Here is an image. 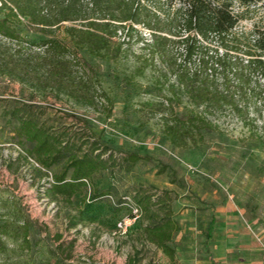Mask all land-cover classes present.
<instances>
[{
	"label": "rangeland",
	"instance_id": "obj_1",
	"mask_svg": "<svg viewBox=\"0 0 264 264\" xmlns=\"http://www.w3.org/2000/svg\"><path fill=\"white\" fill-rule=\"evenodd\" d=\"M158 1L165 16L181 6ZM232 11L244 16L236 32L264 31V0H234ZM13 26L24 49L1 42L0 223L27 222L29 247L5 238L0 264H169L146 241V219L133 200L146 193L156 201L165 192L179 226L169 243L178 264H264V105L248 101L246 124L229 108L210 109L203 118L212 128L199 133L193 127L187 145L176 147L165 123L197 112L178 93V47L169 58H152L142 41L150 37L139 26L130 37L126 31L111 37L109 54L99 58L76 52L64 33L66 27L84 28L82 21L51 33L22 18ZM50 38L71 50L74 83H66V91L81 96L89 90L94 105L78 104L63 92L36 91L2 73ZM250 80L251 90L264 84L257 75ZM22 118L74 140L78 155L100 156L107 169L71 199L54 197L49 189L60 166L45 170L28 157L31 145L16 133ZM130 154L141 160L129 166L124 159Z\"/></svg>",
	"mask_w": 264,
	"mask_h": 264
},
{
	"label": "trees",
	"instance_id": "obj_2",
	"mask_svg": "<svg viewBox=\"0 0 264 264\" xmlns=\"http://www.w3.org/2000/svg\"><path fill=\"white\" fill-rule=\"evenodd\" d=\"M174 1L181 6L165 16L158 0H0V48L1 42L7 41L16 42L20 51L24 49L13 26L20 18L48 33L64 23L84 22V28L66 27L64 33L76 52L85 50L99 58L109 54L110 38L118 32L126 31L130 37L137 27L146 29L150 39L142 41L152 58H169L172 48L178 47V93L197 112L186 120L178 117L171 125L165 123L164 132L171 144L183 147L193 137V127L199 133L212 128L203 118L210 109L229 108L246 124L248 120L242 111L247 110L248 101H255V107L264 105V84L257 82L252 90L249 88L253 75L264 83V31L236 32L244 16L233 13L234 0ZM149 3L153 8H149ZM36 46L38 51L18 58L12 68L2 73L28 83L36 91L63 92L78 104L94 105L89 90L81 96L75 89L66 91V83L71 80L74 83L69 46L55 38ZM233 81L236 86H232ZM16 133L31 145L27 155L35 158L42 169L60 166V172L52 175L49 189L54 197L71 199L87 188L95 174L108 167L100 156L78 155L75 151L79 145L74 140H65L30 118L19 120ZM124 160L133 166L141 158L130 154ZM133 200L142 219H146L142 228L146 241L160 250L169 264H178L175 250L169 244L179 230L172 217L169 194L165 192L154 201L146 193H136ZM8 215L13 217L16 213ZM213 225L212 219L207 226V241ZM5 238L28 248L27 222L9 219L0 223V253L8 249Z\"/></svg>",
	"mask_w": 264,
	"mask_h": 264
}]
</instances>
